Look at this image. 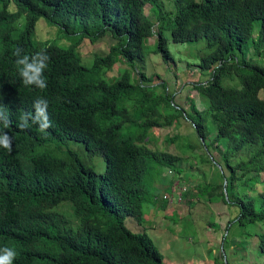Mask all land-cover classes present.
Returning a JSON list of instances; mask_svg holds the SVG:
<instances>
[{"label":"trees","instance_id":"trees-1","mask_svg":"<svg viewBox=\"0 0 264 264\" xmlns=\"http://www.w3.org/2000/svg\"><path fill=\"white\" fill-rule=\"evenodd\" d=\"M171 1L175 10H167L163 0H0V107L12 121L8 128L0 124V131L13 138L11 152L0 147V250H15L13 264H170L147 232L126 224L127 217L143 224L145 205L158 203L156 183L182 172V157L156 145L158 130L168 127L188 124L197 142L188 139L182 151L197 163L214 164L207 153L223 144L222 160L215 157L222 166L219 182L198 189L221 186V195L208 201L236 210L239 225L264 222V65L247 56L252 38L264 40V0ZM147 5L157 10L156 21L146 14ZM23 15L15 36L12 26ZM40 18L72 36L70 46L37 42ZM167 33L173 42H206L197 66L211 70V77L192 87L206 100L202 111L191 98L189 109L177 104L164 81L150 86L153 78L142 70L138 85L128 70L113 80L105 77L119 56L130 65L143 61L145 42L155 35L157 52L172 61ZM106 35L114 44L85 65L81 45ZM16 47L29 56L47 51L45 89L23 84ZM232 74L240 88L222 85ZM37 98L48 101L52 127L46 133L35 125L17 127ZM70 141L103 156L105 171L62 154ZM243 151L247 159L239 157ZM167 202L162 200V208ZM258 246L264 256V234Z\"/></svg>","mask_w":264,"mask_h":264},{"label":"rangeland","instance_id":"rangeland-1","mask_svg":"<svg viewBox=\"0 0 264 264\" xmlns=\"http://www.w3.org/2000/svg\"><path fill=\"white\" fill-rule=\"evenodd\" d=\"M163 1L167 10H175L172 1V3L170 0ZM194 1L199 3L203 0ZM145 8L148 17L156 21L157 10L148 5ZM1 9H3V4L0 3ZM10 9L12 13L18 10L14 4L10 5ZM24 16H21L12 26L15 29V36L22 30ZM260 31L261 24L258 22L254 38L258 39ZM167 36L172 61L165 62L157 52L155 35L145 42L143 61L130 65L119 56L114 66L106 72L105 77L107 80H113L114 77L128 70L133 76V82L138 85V81L141 80L138 72L142 70L147 77L153 78V85L150 86L154 87L156 83L164 81L168 91L175 92L174 98L177 104L184 109H189L191 104L189 98H191L198 110L202 111L205 109L206 100L199 97L192 87L195 82H204L211 77V70L202 72L197 66L200 56L204 50L206 51V42L204 39L195 42H173L168 33ZM35 39L37 42L47 41L49 44L67 47L71 44L72 36L67 37L58 25L50 24L47 19L40 18L36 25ZM85 43L90 44L88 41ZM85 43L81 45L79 52L83 63L88 66L93 62V55L106 53L114 44V40L106 35L90 44L92 46L90 50H87ZM249 43L248 58L257 64L264 65V40L259 44L252 38ZM222 85L240 88L241 82L239 76L232 74V76L223 78ZM260 96L264 98V91ZM186 126L180 125L178 128L168 127L158 130L156 145L162 151L182 157L180 161L182 172L172 180L171 177L169 181L163 178L156 183L155 186L159 192L158 203L154 207L145 205L146 217L143 224H138L132 217L126 218V224L133 231L147 232L163 254L164 260L170 264H264V256L258 246V236L264 234V222L239 225L233 220L236 210L227 211L224 203L215 204L208 201L213 196L221 195L222 187L218 185L208 190L202 188L205 184L219 182L217 167L219 170L221 168L215 162L214 164L197 163L189 152L182 151L188 139L197 142V137L193 134L189 135L190 131ZM168 136H179V138L169 142ZM52 149L53 147L44 150L50 152ZM62 149V154L68 152V154L77 155L87 165L94 167L97 172L105 171L106 164L103 156L90 155L84 145L70 141ZM207 154L222 160L224 145L214 148ZM239 157L247 159L248 152L243 151ZM198 185H201V190L198 189ZM184 192H187L185 197L181 195ZM163 199L168 200L165 209L162 208ZM69 209H71L69 205L65 206V210L72 211ZM67 217L70 219L69 214ZM230 220L231 224L228 226ZM71 223L72 227L77 228L79 220Z\"/></svg>","mask_w":264,"mask_h":264},{"label":"clouds","instance_id":"clouds-1","mask_svg":"<svg viewBox=\"0 0 264 264\" xmlns=\"http://www.w3.org/2000/svg\"><path fill=\"white\" fill-rule=\"evenodd\" d=\"M24 50L20 47L14 49L13 55L17 58L15 63L19 66V75L22 78V82L25 86L34 85L41 90L47 87V80L44 77V70L48 67L51 57L46 50L29 56L23 54ZM0 115L3 116L0 119V124H3L4 128L11 126L12 121L9 118L5 109L0 107ZM29 121H31L29 123ZM32 125L38 127L39 131L46 133L49 128L52 127V121L48 114V101L43 98H37L33 104V111L22 112L19 117V123L17 127L21 130L30 128ZM13 138L6 132L0 131V147L12 151ZM0 264H13V261L17 255L14 249L4 248L0 250Z\"/></svg>","mask_w":264,"mask_h":264},{"label":"water","instance_id":"water-1","mask_svg":"<svg viewBox=\"0 0 264 264\" xmlns=\"http://www.w3.org/2000/svg\"><path fill=\"white\" fill-rule=\"evenodd\" d=\"M201 141L203 142V139L201 138ZM205 150H207V148L205 147ZM208 152V151H207ZM209 156H211V159L215 162V163H217V165L220 167V168H222V166H221V164H219L217 161H216V159L211 155V154H209ZM225 186H227V182H225ZM225 194L227 195V198H228V193H227V190L225 189Z\"/></svg>","mask_w":264,"mask_h":264}]
</instances>
